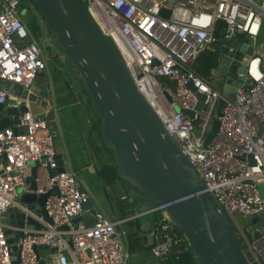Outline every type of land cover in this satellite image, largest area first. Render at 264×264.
Instances as JSON below:
<instances>
[{"label": "built area", "instance_id": "built-area-1", "mask_svg": "<svg viewBox=\"0 0 264 264\" xmlns=\"http://www.w3.org/2000/svg\"><path fill=\"white\" fill-rule=\"evenodd\" d=\"M85 1L138 92L228 217L247 260L264 264V223L255 236L237 216L251 214L264 221V51L253 42L234 98L217 86L218 69L203 76L193 67L198 54L218 39L241 36L255 41L264 25V0ZM20 4L32 10L40 38L20 17ZM44 28L42 15L30 0H0V104L24 106L14 124L23 130L13 124L0 128V264H129L128 230L122 223L135 215L114 218L101 208L87 224L83 204L90 194L80 187L75 169L64 163L59 169L54 117L47 107L36 111L27 97L3 86L9 80L30 90L36 74L46 67ZM219 99L223 100L219 124L206 141ZM185 109L193 110V116ZM32 166L35 188L26 181ZM54 188L42 205L50 219L21 199L24 192L38 195ZM166 204L155 207L160 215L151 228L150 253L161 260L192 250ZM19 212L24 215L22 224L17 222ZM76 216L82 218L74 222ZM41 244L46 247H38Z\"/></svg>", "mask_w": 264, "mask_h": 264}, {"label": "water", "instance_id": "water-1", "mask_svg": "<svg viewBox=\"0 0 264 264\" xmlns=\"http://www.w3.org/2000/svg\"><path fill=\"white\" fill-rule=\"evenodd\" d=\"M30 1L42 15L44 27L53 33L63 55L77 70L90 106L100 120L101 137L104 145L111 149L118 176L141 191L143 200L137 211L130 214L135 215L136 219L154 211L160 203H167L166 210L185 233L200 264H250L228 217L214 195L204 189L198 170L138 92L112 41L94 19L86 1ZM17 11L25 22L33 15L30 8L21 4L17 6ZM36 29H32L34 35L39 33V28ZM253 42V37L244 40L241 36L214 42L223 54L221 72L225 75L217 86L228 93L230 98H234L236 87L244 79L245 62L253 52ZM3 86L9 92L27 97L41 108L48 106L50 82L44 70L36 74L30 90L9 80H5ZM198 95L201 99L204 97L202 93ZM201 104L202 101H199L197 107ZM222 106L223 100L219 99L217 118L212 122L206 141L218 127ZM23 110V105L16 108L0 104V128L16 124L19 112ZM185 112L193 116V110L185 109ZM14 128L23 130L16 125ZM56 157L59 169H62V153L57 152ZM35 170V166H32L26 177L30 188H35ZM52 192H56V188L38 195L24 192L21 199L28 202L30 208L50 219L42 205ZM12 209H8L10 223L14 222ZM83 209L89 210L90 214L84 217V221L92 224L97 209L90 199L83 204ZM23 216L19 212V224L23 223ZM81 218L76 216L73 221ZM247 218L248 226L253 230V235L257 236L260 231L256 228L264 221H256L257 216L251 214ZM152 225L150 218L139 225L142 234L146 236L144 248L154 241ZM137 229L135 225L134 230ZM10 231L6 230L7 233ZM8 241L12 242L13 238L9 237ZM131 252L135 253L136 249H131ZM145 261L140 257L134 264H144Z\"/></svg>", "mask_w": 264, "mask_h": 264}, {"label": "crops", "instance_id": "crops-1", "mask_svg": "<svg viewBox=\"0 0 264 264\" xmlns=\"http://www.w3.org/2000/svg\"><path fill=\"white\" fill-rule=\"evenodd\" d=\"M48 77H49V82H50L48 99H50L51 101H49L50 103L48 104L47 109H49L50 111L49 115L52 116L51 115L53 111L52 106L54 105L55 99H54V96H51L52 83H51L49 74H48ZM81 86L82 85L78 77L77 85H76V88L74 89L75 91H72L73 100L66 104H69V103L72 104V102H74L76 105L79 104L81 107V111L82 110L84 111V112L82 111V113L85 115L82 116L81 119L77 121L74 117L70 116V113H68L67 110L65 109L63 114L64 116H66V112H67V115L70 116L68 120L64 121L62 117L63 120L61 122V126H57V120L54 121V127L57 130L55 134L56 135L55 146H56L57 152L62 153L63 163L65 164V166L74 168L80 174L79 185L80 187L85 188L86 190L89 191L90 200L93 206L97 210L103 208L110 216L114 218H121L122 216L119 215V212L116 207V202H114L115 201L114 200V196H115L114 186L117 185L119 187V190H121L122 187H126V183L123 181H120L118 178H115L114 186H111V190L108 191V188H106L104 185L105 182L97 174L96 167L99 165V163L97 162L94 156V149L96 151L98 147L101 145L97 139V136H96L97 134L96 132L93 131V129L94 128L96 129L95 124L98 118L97 116H95L94 111H92V114L86 113V110H89L87 106L88 97L87 96L80 97ZM39 110L40 109H36V111H39ZM73 121L75 122L72 123ZM85 136L86 138H90L91 140V144L88 142V146H87L88 148L82 146V144H79L77 142V139L79 141H82V138L85 139ZM77 157H78V161L76 160ZM132 198L133 197H131L130 200H132ZM124 208L127 211H129L128 214H130L131 212L137 211V210H134L133 207H129V208L124 207ZM89 215H90L89 210L83 209V217H88ZM145 215L147 214H144V216ZM145 219H149V217L146 216L143 219L140 217L135 219L134 217V218L127 219L123 221L122 223V225L125 226V228H127L128 231L129 229H134V226L137 225L138 235L141 237L140 239L141 245L135 248L136 252L132 254V262H130V264H134L135 262H137L140 257L146 260L144 264L148 263L147 257L145 256L144 253L151 254L150 252L148 253V251H150V246L147 248L143 247V243L146 240V236L142 234V231L139 229L140 223ZM151 221L153 222L152 219ZM154 264H162V262L159 260V261H156Z\"/></svg>", "mask_w": 264, "mask_h": 264}, {"label": "rangeland", "instance_id": "rangeland-1", "mask_svg": "<svg viewBox=\"0 0 264 264\" xmlns=\"http://www.w3.org/2000/svg\"><path fill=\"white\" fill-rule=\"evenodd\" d=\"M26 1L27 0H20V3H25ZM25 23L31 29L37 30L36 28H39L38 26H36V17L34 15H32L31 19H28ZM43 30H44V32H43V36L41 38L42 39L41 44H42V49L44 52L43 53L44 59L46 61V67L43 70L45 71V73H48L50 76L51 83H52L51 96H54V99H55L54 105L52 106L53 111H52L51 115L55 117L54 118L55 121L57 120V126H61V122L63 119H64V121H67L68 118L70 116H72L78 121L81 119L82 116L85 115L82 113L83 110L81 111V107L79 104L76 105L74 102H72V104L71 103L66 104V103L71 102L73 100L72 91H75L74 89L76 88L77 78L79 77V75H78L75 67L63 55L60 47L58 46L57 42L54 40L53 33L51 31L47 30L46 28H44ZM40 33H41V30L39 28L38 35ZM242 39H244V38L242 37ZM254 44L256 45V47H258L262 51H264V25H263V28H262L260 34L255 38ZM213 48H216V50L219 54L218 55L219 56L218 64L216 65V67H214V69H218V73H219V76L217 79V82H218L219 80L225 78V75H223L221 72V65L223 62V54H222L220 48L218 46H216L215 44L211 45L210 47H207L206 49H213ZM212 71H213V69L209 73V75L211 74V76H212ZM68 83H69V86H68ZM71 83L73 85L72 87H71ZM80 92H81V94L79 93L80 97H86V96L88 97V94L84 88H81ZM88 102H90L89 97H88ZM32 108L34 110L40 109V107L38 105H36L35 103H32ZM65 109L67 110L68 113H70V116L67 115V112H66V116H64L63 113H64ZM88 109L89 110H86V113L92 114V110L89 107H88ZM62 117H63V119H62ZM75 121H73L72 123H74ZM93 131L97 132L98 128H96V129L94 128ZM88 139H89V141H88ZM54 140L56 143V136H55ZM77 142L79 144H82V146H84L86 148H88L87 147L88 142L91 144L90 138H86V136H85V139L82 138V141H79L77 139ZM94 156H95V158H96V160L100 166H101V164H104L103 162H105V163L109 162V163H111V165L113 164V159H112V156H110L108 149H104L101 146H99L96 151L94 149ZM76 160L78 161V157ZM72 169H74V168H72ZM79 176H80V174H79ZM115 178H117V177L113 176V178L110 181H108V183L104 184L105 187L108 188V191L111 190V186H114ZM114 187H115V196L114 197H120V195L121 196L126 195L127 198H125V199L121 198L123 200V203H125V202L130 203L131 202L130 205H128V206L133 207L134 210H137V207H139L141 201L143 200L141 197V191L139 189H137L135 186L128 184V183H126V187H122L121 190H119V187L117 185ZM20 191H21V187H18V192H20ZM131 197H133L132 198L133 203H132V201H130ZM146 216L153 219L154 213H152V212L147 213V215H145V216L143 215L140 218L143 219ZM237 216H239L240 222L243 223V228L246 229L248 227V218L240 216V215H237ZM246 234L248 235L249 239L253 238V236L249 230H246ZM129 251H130L129 263H130V262H132V254L133 253L131 252L130 249H129ZM144 254L147 257V262H148L147 264H154L156 261H159V260L161 261V258L156 257L153 254H146V253H144Z\"/></svg>", "mask_w": 264, "mask_h": 264}, {"label": "trees", "instance_id": "trees-1", "mask_svg": "<svg viewBox=\"0 0 264 264\" xmlns=\"http://www.w3.org/2000/svg\"><path fill=\"white\" fill-rule=\"evenodd\" d=\"M263 28V27H262ZM262 30V29H261ZM218 34V33H217ZM216 48L213 49H204L202 50L196 60L193 63V67L197 72H199L203 76H208L210 71L216 67L219 61V56ZM69 86V83H68ZM81 88H83L81 86ZM80 88V90H81ZM88 107L92 110L90 106V102H87ZM93 111V110H92ZM96 116V114H95ZM98 118V117H97ZM95 127L98 128V131L96 132L97 139L104 149H108L110 156H112L111 149L104 145V142L101 137V131H100V120L97 119V122L95 124ZM113 159V156H112ZM104 164L98 165L96 167L97 174L99 177L105 182L108 183L113 176L117 177L119 180L128 183V181L120 178L116 172V165L113 160V164L107 162H103ZM114 202H116V207L119 212L120 216H124L128 213V211L124 207H128L130 205L129 202L123 203V200L120 197L115 198ZM127 205V206H126ZM154 213L153 223L158 219L160 215V211H152ZM141 237L138 235V230L129 229L127 234V247L128 249H133L136 247H139L141 245L140 243ZM162 264H200L197 257L195 256L194 252H192L191 249H184L181 252H173L168 258L161 260Z\"/></svg>", "mask_w": 264, "mask_h": 264}, {"label": "flooded vegetation", "instance_id": "flooded-vegetation-1", "mask_svg": "<svg viewBox=\"0 0 264 264\" xmlns=\"http://www.w3.org/2000/svg\"><path fill=\"white\" fill-rule=\"evenodd\" d=\"M41 15V14H40ZM37 38H40V34L37 36ZM130 264V263H129Z\"/></svg>", "mask_w": 264, "mask_h": 264}, {"label": "clouds", "instance_id": "clouds-1", "mask_svg": "<svg viewBox=\"0 0 264 264\" xmlns=\"http://www.w3.org/2000/svg\"><path fill=\"white\" fill-rule=\"evenodd\" d=\"M128 208H129V206H128ZM128 213H129V211H128ZM128 213H127V214H128ZM152 226H153V225H152ZM192 251H193V250H192Z\"/></svg>", "mask_w": 264, "mask_h": 264}]
</instances>
